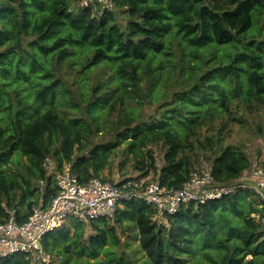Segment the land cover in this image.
<instances>
[{
  "label": "trees",
  "instance_id": "16d2710c",
  "mask_svg": "<svg viewBox=\"0 0 264 264\" xmlns=\"http://www.w3.org/2000/svg\"><path fill=\"white\" fill-rule=\"evenodd\" d=\"M113 1L95 18L74 0H0V223L14 214L23 224L48 206L65 166L80 183L115 182L103 172L121 158L120 180L133 178L129 167L167 189L204 169L201 160L223 186L250 168L244 149L224 143L247 109L264 105V0ZM67 69L75 71L71 81ZM159 145L166 147L161 167L152 150ZM13 159H25L23 169L12 171ZM252 199L236 190L189 202L165 223L144 202L127 201L111 223L75 221L73 232L59 227L41 243L58 264L73 256L137 264L115 251L119 230L133 227L139 264H264ZM0 264L31 260L15 254Z\"/></svg>",
  "mask_w": 264,
  "mask_h": 264
},
{
  "label": "built area",
  "instance_id": "2783aa9c",
  "mask_svg": "<svg viewBox=\"0 0 264 264\" xmlns=\"http://www.w3.org/2000/svg\"><path fill=\"white\" fill-rule=\"evenodd\" d=\"M74 6L89 10L93 17L99 18L115 5L113 0H74ZM54 180L56 195L48 206L34 208L23 224L17 222L14 214L0 223V260L21 254L30 259L31 264H55L53 256L42 247L41 239L45 234L65 226L70 219L83 224L110 220L123 202L132 200L153 208L156 220L175 215L189 202L203 204L236 190H245L257 202L260 213L255 218L264 231V162L251 165L229 186L216 184L207 168L193 171L178 189H167L148 178H125L116 182L91 178L80 183L70 173L69 166L56 174Z\"/></svg>",
  "mask_w": 264,
  "mask_h": 264
},
{
  "label": "rangeland",
  "instance_id": "374dc122",
  "mask_svg": "<svg viewBox=\"0 0 264 264\" xmlns=\"http://www.w3.org/2000/svg\"><path fill=\"white\" fill-rule=\"evenodd\" d=\"M72 10H74V7H71ZM117 16V21L119 24L124 25L125 23V18L124 16L120 13H116ZM93 75L89 77L90 81L93 80L92 78L99 73L98 69L93 70ZM167 71V67H165L164 72ZM66 77L71 81L75 77V71L67 69L65 70ZM164 87H161V91H163ZM164 93V92H163ZM166 94V93H164ZM171 91L166 94L167 98L170 97ZM171 98V97H170ZM151 106L149 108L148 106H145L144 108V113L145 115L152 113L153 108L157 105ZM244 117L242 124H234L232 125L229 131V134L227 135L225 139L224 144H232L235 145L239 148H242L245 150L247 153L251 165H260L264 162V105L260 106L257 109L251 108L247 109V112L243 115ZM114 119V117H112ZM215 128L217 127L216 123L214 124ZM206 133V131H203ZM207 134V133H206ZM210 134V133H209ZM107 139V135L103 134L102 136H98L93 140V142H99V141H104ZM154 152V157L156 160V164L161 167L163 165V156L166 151V147L159 145L155 146L152 148ZM209 157V154H205V158ZM53 159H49L48 162L46 163V169L48 174L53 171ZM122 162L121 158H115L110 167L106 170H104L103 175L104 176H110L112 181H118L121 178V175L117 172V166L119 163ZM10 167L12 168V171L20 170L23 169L25 165V159H22L21 162L19 163L16 159L11 160L10 162ZM201 165L199 168H206L208 167L209 163L205 160H201ZM198 165V166H199ZM23 166V167H22ZM65 168H68L66 166ZM127 174L133 178H136V176H139L137 173H135L131 168H127ZM151 179H153V175L149 174ZM150 177H147L150 179ZM253 205L257 207V202L255 199H252ZM114 218L107 220L108 223H111ZM162 223H165L166 218H160ZM73 220H68L67 224H65L66 227H68L71 232H73ZM91 233V229L87 228L86 229V235ZM118 236L120 238V246L115 248L116 253L119 255L121 252L124 253V256L128 259H133L135 258L137 264H139L140 260L144 259L143 254L140 252V248L138 246V242L136 241V236H137V230L133 227L128 230H119ZM251 256H248L247 259H250ZM99 260L102 262L105 260L104 254H100L98 257ZM246 259V260H247ZM55 264H58L59 259L55 258ZM63 260V264H64ZM88 264H95V261L92 259H87ZM85 258H76L75 256L72 257L70 264H86L87 263Z\"/></svg>",
  "mask_w": 264,
  "mask_h": 264
},
{
  "label": "water",
  "instance_id": "95a60500",
  "mask_svg": "<svg viewBox=\"0 0 264 264\" xmlns=\"http://www.w3.org/2000/svg\"><path fill=\"white\" fill-rule=\"evenodd\" d=\"M16 112H17V108L15 107L14 108V112H13V116L15 117V115H16Z\"/></svg>",
  "mask_w": 264,
  "mask_h": 264
}]
</instances>
